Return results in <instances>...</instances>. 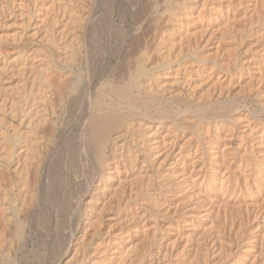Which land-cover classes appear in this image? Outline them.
I'll return each instance as SVG.
<instances>
[{"label": "bare ground", "instance_id": "1", "mask_svg": "<svg viewBox=\"0 0 264 264\" xmlns=\"http://www.w3.org/2000/svg\"><path fill=\"white\" fill-rule=\"evenodd\" d=\"M9 40L0 264H264V120L218 121L264 114V0H0Z\"/></svg>", "mask_w": 264, "mask_h": 264}, {"label": "rangeland", "instance_id": "2", "mask_svg": "<svg viewBox=\"0 0 264 264\" xmlns=\"http://www.w3.org/2000/svg\"><path fill=\"white\" fill-rule=\"evenodd\" d=\"M148 28V30H150L151 28L149 27V25H146ZM146 29V30H147ZM4 42H5V44H4ZM11 40H9V41H3L2 42V44H1V42H0V45H2L1 47H0V51L1 52H4V50H6L7 51V53H9V54H12V53H18V50H19V48L21 49L20 51L21 52H29L30 53V50H32V52H31V54H36V52L34 51V49H42V47L43 48H45V47H47L46 45H45V47H44V44L41 46L40 44H34V43H32V46L30 47V43L31 42H29L28 43V41H25L26 43H24V42H22V43H18V42H12ZM10 43V44H9ZM19 45H21V46H19ZM27 45V46H26ZM36 45V46H35ZM22 46H24V48L22 47ZM39 48H38V47ZM40 46H41V48H40ZM3 48V49H2ZM16 48H18L17 50H16ZM105 48H107V50H106V52H111L110 50H111V48H114V47H105ZM25 49H27V50H25ZM115 49V48H114ZM13 50V51H12ZM57 49L55 48V50H54V52H56L55 53V55H57V51H59V50H57ZM17 51V52H16ZM12 52V53H11ZM4 53H6V52H4ZM58 55H59V53H58ZM57 55V56H58ZM109 58L110 59H113V57L111 56H109ZM95 89V88H94ZM247 103L249 104V105H245V103H239V102H233L232 103V105L230 104V105H227V106H224L225 108H223V109H221V115L219 116V122L217 121V123H219V124H222V122L223 123H225V121H226V119H225V116L226 115H228L229 113L231 114V113H234V112H236L238 115L237 116H242V114H243V116L245 115V113H246V111L248 110L249 112H251V115H252V113L255 115L256 114V117L258 116V118H259V120H262V118H263V120H264V114H261V112H259L260 111V108H259V106H258V104L256 103V100H252V99H248L247 100ZM174 106H176L175 104H169V105H166V106H162V109H164L165 110V113L166 114H176V112H171L173 109H174ZM238 107V108H237ZM149 108V110H150V113H152V114H154V113H157V111H156V107H152L151 109H150V107H148ZM171 108H172V110H171ZM229 108V109H228ZM167 109V110H166ZM169 109L171 110V111H169ZM229 110V111H228ZM233 110H235V111H233ZM240 110V111H239ZM169 111V112H168ZM135 112V111H134ZM240 112V113H239ZM257 112H258V114H257ZM260 113V114H259ZM254 115H252V116H254ZM66 119H68V116H65V121H66ZM222 120H224V121H222ZM203 123H207L206 121H204ZM216 123V122H215ZM239 131V130H238ZM8 165H9V167H8ZM7 165V167H6V169H5V175L6 176H9L8 178H11L12 179V184H13V187H11L12 186V184H11V188L12 189H14V191L17 189V185L19 184L18 182H20V180H19V177H17V174H15V173H12V165H10V164H8ZM6 166V165H5ZM7 169H8V171H7ZM78 169V168H77ZM81 171V170H80ZM79 171V169L75 172V175H77L79 178L78 179H82V178H85V181H83L84 179H82V180H80V182H79V184H78V187H75L74 185H72V193L73 194H75V195H69L70 197H71V199L72 198H75V196H76V193L77 194H79L80 193V191L82 192V191H85V189H86V186H85V183H86V177H87V175L88 174H86V176L85 177H83V176H80V175H82L81 173L82 172H80ZM89 171V170H88ZM87 170H86V173L88 172ZM78 172H80V173H78ZM11 175H10V174ZM89 173H91L90 171H89ZM14 175V176H13ZM90 175V174H89ZM82 186V187H81ZM84 186V187H83ZM80 189L81 188V190L79 191L78 189ZM75 190V191H74ZM76 190H78V191H76ZM14 202L16 201V199H14L13 200ZM165 206V205H164ZM172 217V218H171ZM163 218H165V219H167V220H163ZM161 219L163 220V222H164V224L162 223V221H161ZM160 219V224L162 225L163 224V226H161L162 228H163V230L165 231V233L166 234H168V235H172L171 233H173V232H171L170 233V231H172V226H174V223L176 222V221H173V219L174 220H176V216H172L171 214L170 215H166V216H164V217H162ZM234 220V219H233ZM13 221L14 222H12V221H9V224H15L16 223V221H15V219H13ZM234 222H235V220H234ZM113 223V222H112ZM116 225H118L117 226V228H119L120 226H119V224L121 225V221L119 220V221H117V222H114ZM113 223V224H114ZM9 224L7 225L8 227H9ZM167 224V225H166ZM10 225V226H11ZM116 225H115V227H116ZM235 225H236V222H235ZM14 227V225H12L11 227H9L8 229L9 230H11L12 228ZM169 230V231H168ZM167 231H168V233H167ZM40 235V234H39ZM38 239V238H37ZM36 239V240H37ZM39 243V242H38ZM37 243V244H38ZM37 244H36V246H37ZM40 244V243H39ZM30 247H32V245L30 244ZM38 247V246H37ZM46 247H44L43 248V251H46V249H45ZM157 249H155L154 251H153V253H154V257H155V259L158 261H160V257H159V259H157L158 257H157V251H156ZM49 251H50V248H49ZM48 257V258H47ZM68 257H70V255L68 256ZM235 259V258H234ZM233 259V261H235ZM6 260V258H4V260L3 261H5ZM41 262H43V263H41V264H55V260H53V259H51V258H49V256L45 253V255H43V256H41ZM47 261V262H46ZM155 261V260H154ZM9 261L8 260H6L5 262H3V263H5V264H10V263H8Z\"/></svg>", "mask_w": 264, "mask_h": 264}]
</instances>
